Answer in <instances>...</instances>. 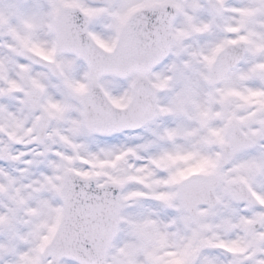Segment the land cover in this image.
<instances>
[{"label":"snow or ice","instance_id":"obj_1","mask_svg":"<svg viewBox=\"0 0 264 264\" xmlns=\"http://www.w3.org/2000/svg\"><path fill=\"white\" fill-rule=\"evenodd\" d=\"M0 264H264V0H0Z\"/></svg>","mask_w":264,"mask_h":264}]
</instances>
